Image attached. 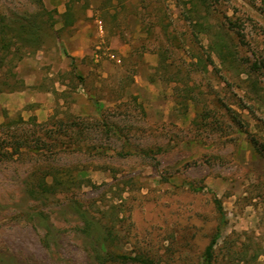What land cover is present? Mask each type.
Masks as SVG:
<instances>
[{"label": "rangeland", "instance_id": "rangeland-1", "mask_svg": "<svg viewBox=\"0 0 264 264\" xmlns=\"http://www.w3.org/2000/svg\"><path fill=\"white\" fill-rule=\"evenodd\" d=\"M41 1L0 0V264H264V0Z\"/></svg>", "mask_w": 264, "mask_h": 264}, {"label": "trees", "instance_id": "trees-1", "mask_svg": "<svg viewBox=\"0 0 264 264\" xmlns=\"http://www.w3.org/2000/svg\"><path fill=\"white\" fill-rule=\"evenodd\" d=\"M205 1L206 0H200L199 2H205ZM40 4H41V6L43 5L41 0H40ZM21 29H25V27L21 28ZM5 35H7V33H6V30H5V27H3L2 30H1V37L0 38L4 42L6 41L5 40ZM192 189H194L195 191L203 190L202 188H195V187H192ZM48 191L49 190H47L45 188V184H44L43 186L42 185H38V187H36L35 191L30 193V194L33 197H35V196H38L39 194H42V193L48 192ZM216 203H217V206H218V210L223 215V207H222L221 202L219 200H217ZM220 232L221 231H218V233L214 237V240L212 241L211 245L207 248V250L205 252V264H213V260H214V246L217 243V240L221 236ZM107 243H108L107 239H104L103 242L101 241L102 253L98 254V256L96 257V259L100 263H104V264H112V263L113 264H130V263H135V264H156L152 260L146 259V258L132 257V256H128V255H116V254L108 251Z\"/></svg>", "mask_w": 264, "mask_h": 264}]
</instances>
